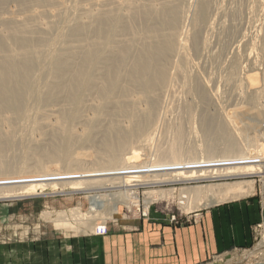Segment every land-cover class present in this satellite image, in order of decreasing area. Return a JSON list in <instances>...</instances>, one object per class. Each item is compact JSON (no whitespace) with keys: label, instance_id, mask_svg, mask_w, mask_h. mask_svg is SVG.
<instances>
[{"label":"bare ground","instance_id":"bare-ground-1","mask_svg":"<svg viewBox=\"0 0 264 264\" xmlns=\"http://www.w3.org/2000/svg\"><path fill=\"white\" fill-rule=\"evenodd\" d=\"M159 129L177 130L163 142ZM259 139L264 0H0V200L117 188L86 214H42L96 233L144 184L264 179ZM254 188L197 187L180 204Z\"/></svg>","mask_w":264,"mask_h":264},{"label":"crops","instance_id":"crops-1","mask_svg":"<svg viewBox=\"0 0 264 264\" xmlns=\"http://www.w3.org/2000/svg\"><path fill=\"white\" fill-rule=\"evenodd\" d=\"M253 196L211 204L181 225L158 212L144 221L119 213L105 236L72 235L49 223L25 229L31 203L0 206V264H206L255 242L264 192Z\"/></svg>","mask_w":264,"mask_h":264},{"label":"rangeland","instance_id":"rangeland-1","mask_svg":"<svg viewBox=\"0 0 264 264\" xmlns=\"http://www.w3.org/2000/svg\"><path fill=\"white\" fill-rule=\"evenodd\" d=\"M177 118H179V116L178 117L175 116L176 120ZM176 130L177 129H174V130L173 129H159V131L157 132L158 134L156 136V140L158 141L159 139H163V138H164L163 142L171 140L173 137L172 136L173 132H175ZM199 140L202 141V138L200 137ZM187 141L189 140H185V142ZM159 142L161 144L162 140H160ZM258 142H259L258 143L259 145L264 144L263 141L260 139ZM200 144H204V143L201 142ZM247 181H254L255 188L252 194L248 195V197L246 196V198H251L252 195H254L253 196L254 198L261 197L264 192V179H262V177L258 175L251 177V178H247V179H237V178L227 177L223 179L220 178L217 180H201V181L194 180V181H188V182H167V183L147 184V185L144 184L142 186L135 188L133 190V194L131 193L130 194L131 196L130 195L128 196V199H131L130 202L132 203L130 206L125 203L119 204V211H120L119 213L123 217L126 216L131 219L135 218V219H141L144 221V220H151V214L153 215L154 212H158L163 216H167L171 224L181 225L185 223H190L191 220L193 221L196 219L195 217L191 218L192 214L194 215L200 214L206 208L202 207V203H204V201L192 199L190 197L187 200L190 203H187L186 208L181 206L180 203L184 202V199L181 200L182 194L183 196L185 195L184 192H186L187 190H191L193 188H197V187H203V186H209V185H219V184H233L235 182H247ZM54 184H57V183H54ZM58 187L61 190L60 185ZM161 190L170 194L168 196V199L155 201V202H152L151 204L147 203V205L145 204V202H147L148 200L147 198L150 192L155 193ZM59 191L53 193L51 188H48L44 195L28 197V198L19 199V200L17 199L0 200V206H4L5 208H7V206L9 205L11 206L12 204H16V203L18 204L24 203V202L31 203L28 205L30 207L28 209H32L33 214L32 216H29V215L27 216L28 219L25 222H28V223L26 226H24L26 229L28 226H30V223L35 224L36 227L39 226V224L40 225L46 224V222L42 220V214L45 212L52 214V218H55L59 212H67V211H70L72 209L74 210L77 208L78 209L75 212H78L79 210V213L86 214L90 210L92 196L102 195L108 198H112V196L119 193V189L117 188L97 189V190H90V191H81L77 193L76 192L62 193L61 191L60 192ZM241 198H244V197H241ZM235 199L237 198L228 199V200H224L220 202L221 203L227 202V201L230 202ZM23 200H26V201H23ZM68 215H70L69 212H68ZM116 215H113V216L99 215V217L103 219L105 218L104 222L108 224L110 223V221H113L116 218L115 217ZM99 217H97V219ZM174 218L175 220H173ZM96 222L99 224L101 222V219L97 220ZM49 224L53 226V224L51 223ZM91 224H92V227H91L92 230L90 229V231H87L89 228H84L82 229V231H79V232L75 230L70 231V232L67 230H58L54 226L53 228L57 231L71 233L72 235H87V234L94 233L95 228L97 227V226L95 227V222ZM22 232L24 231L22 230ZM3 235L6 238L5 240H7L9 235H6V234H3ZM12 239H15V238L13 237ZM17 239H20V238H17ZM263 239H264V222L256 225L255 242L253 244L243 249L231 250L228 253L221 255L220 257L213 259L206 264H238L240 262H244V264H259V263L263 264L264 263V250L262 251V253H259L258 255H252L254 250L258 248L257 244L260 243L259 241H262ZM249 254H250V257L247 259L246 257Z\"/></svg>","mask_w":264,"mask_h":264},{"label":"built area","instance_id":"built-area-1","mask_svg":"<svg viewBox=\"0 0 264 264\" xmlns=\"http://www.w3.org/2000/svg\"><path fill=\"white\" fill-rule=\"evenodd\" d=\"M173 220H175V218ZM107 233H108V229H107V224L105 223L104 225L97 228L95 235L105 236L107 235Z\"/></svg>","mask_w":264,"mask_h":264}]
</instances>
